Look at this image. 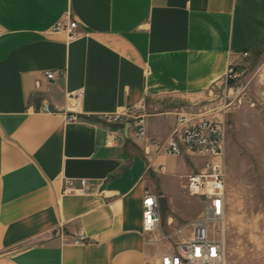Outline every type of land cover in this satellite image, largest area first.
I'll return each mask as SVG.
<instances>
[{
  "label": "crops",
  "instance_id": "0c3cea01",
  "mask_svg": "<svg viewBox=\"0 0 264 264\" xmlns=\"http://www.w3.org/2000/svg\"><path fill=\"white\" fill-rule=\"evenodd\" d=\"M66 18L78 39L53 31ZM263 52L264 0H0V264H160L157 235L143 231L145 190L160 197L166 234L202 213L180 203L193 166L152 141L181 113L210 118L231 64L255 103L237 111L264 112ZM135 108L143 138L99 120ZM65 179L87 188L65 194Z\"/></svg>",
  "mask_w": 264,
  "mask_h": 264
},
{
  "label": "built area",
  "instance_id": "2783aa9c",
  "mask_svg": "<svg viewBox=\"0 0 264 264\" xmlns=\"http://www.w3.org/2000/svg\"><path fill=\"white\" fill-rule=\"evenodd\" d=\"M77 30L78 22L71 18L59 20L53 29L56 33H66L70 40L80 37ZM249 56V53H245L242 58ZM45 75L49 80L58 79L56 72H47ZM245 75L244 69L231 64L224 76L222 87L212 88L209 93L213 97V103L217 104L211 110L210 115L213 117L181 113L167 139L152 141L158 152L177 157L190 155L207 160L197 172L186 176L183 182V191L186 194L202 197L203 212L195 221L174 230V236L179 237V241L171 251L161 254L160 264H227L228 131L224 120L220 117L223 118L230 111L255 107L248 93ZM82 96L83 90H79L71 94L70 98L76 103ZM40 110L44 113L54 111L47 101L42 103ZM137 111L138 109L135 108L120 113L105 114L100 116L99 120L108 125L123 123L133 125L135 134L143 138L146 135V115ZM67 120L75 122L78 118L70 113ZM112 141L117 142L118 138L113 137ZM86 188L87 182L84 180L79 182L64 180L65 194L81 192ZM143 231L160 237L155 244L168 242L173 236L162 231L160 197L150 189L144 192ZM56 235L74 245H83L87 242L84 233L69 236L62 228L56 230Z\"/></svg>",
  "mask_w": 264,
  "mask_h": 264
},
{
  "label": "rangeland",
  "instance_id": "374dc122",
  "mask_svg": "<svg viewBox=\"0 0 264 264\" xmlns=\"http://www.w3.org/2000/svg\"><path fill=\"white\" fill-rule=\"evenodd\" d=\"M220 119L228 131L227 264H264V112L258 108L249 113L236 110ZM183 157L196 172L207 161L196 156ZM180 203L189 218L198 216L204 209L199 196L185 193ZM178 241L179 237L172 236L168 242L155 244V248L167 252Z\"/></svg>",
  "mask_w": 264,
  "mask_h": 264
}]
</instances>
